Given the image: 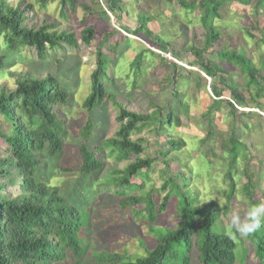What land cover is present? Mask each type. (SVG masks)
Instances as JSON below:
<instances>
[{
  "label": "trees",
  "instance_id": "obj_1",
  "mask_svg": "<svg viewBox=\"0 0 264 264\" xmlns=\"http://www.w3.org/2000/svg\"><path fill=\"white\" fill-rule=\"evenodd\" d=\"M55 2L63 21L72 20L78 11H82L83 21L88 22L80 37L85 46H90L96 35L91 21L93 18L106 19L107 11L121 26V18L129 11V14L137 13V27L134 30L124 27L126 32L143 35L158 52L171 50L172 46L151 29L155 16L140 8L143 0H129L127 5L125 0ZM230 2L249 4V0H177L180 9L185 12H198L204 44L201 48L193 45L188 49L204 76L210 80L217 79L209 86L213 100L203 114L208 136L212 134L211 115L221 105L227 106L229 113L238 120L248 118L256 121L251 112L237 109L245 107L246 97L227 85L229 71L213 62L209 58L212 54L215 53L221 63L239 69L247 82L246 93L253 94L251 105L260 108L257 101L264 97L261 67H256L244 49L232 48L224 43L223 34L214 24L215 19H220L223 4ZM263 2L256 0L254 7L258 9ZM45 3L46 0L40 1L43 6ZM102 5L104 8L106 6V10L101 8ZM32 13L33 6L23 0H0V80L6 79L7 83L13 81L14 85V88L6 83L0 86V118L9 125L5 132L0 129V139L7 147L5 155L0 156V264H193L194 259L195 264H246L247 261L264 264V227L250 236L242 237L231 228L230 220L227 224L222 221L231 211L230 202L235 189L233 177L238 162L242 160L244 145L233 132L222 147L223 155L228 158L224 178L230 182V189L224 194L227 207L223 209L216 200L202 203L187 176V173L196 174L198 167L214 168L209 155L200 154L197 158L199 166L194 165L189 157H184L186 142L169 133L181 124L182 115L189 114L186 95L176 87L188 84L195 77V87L201 88L206 78L160 58L159 62L167 69L165 81L171 90L167 89L166 92L170 93L172 104L168 101L158 105L157 101L148 97L152 109L150 113L128 110L117 101L120 90L118 81L126 89L136 90L138 82L148 76L143 69L150 50L137 48L130 65L121 64L119 56L127 37L116 29L111 28L103 34L94 52L95 63L88 90L80 91L84 92V96L79 93V100H83L85 122L78 127V131L83 140L77 147L79 167L73 170V179L66 180L67 194L61 193L58 186L44 179L48 169L42 163L50 165L51 160L60 159L64 152L69 132L62 111L73 103L72 86H63L57 77L50 74L39 78L30 73H14L7 63L21 50L32 52L39 61L45 62L49 53L66 47L78 49L79 44L74 33L67 30L58 32L57 23L48 24L44 20L36 27L30 25ZM179 29L181 34L186 33L185 25L181 24ZM262 41L258 43H264ZM173 57L178 61L181 59L179 55ZM59 60L57 65L61 72L62 60ZM183 71L185 75L179 82ZM163 90L159 88V91ZM146 92L150 93L143 90V93ZM227 92L233 102L222 99ZM108 104L117 109L118 130L114 137L106 139L103 128L107 124ZM251 125L255 126L254 123ZM145 126H151L152 134L163 143V151L160 152L164 159V169L161 171L163 182L159 188L152 185V166L156 161L143 157L148 148L147 142L143 138L133 140V135ZM177 154L179 160H174ZM131 156L135 159L125 169L110 168V179L102 184L95 183L106 162L113 160L115 164L123 163ZM171 160L180 163L182 169L167 179ZM69 171L62 170L63 173ZM134 179L141 181L139 188L144 191L140 195L128 194ZM87 180L95 184L84 192ZM102 187L109 192L101 196ZM14 188L16 190L12 192ZM250 189L249 178L247 185L243 186L244 194L252 195ZM108 206L114 209L113 212L105 210ZM118 211H121L122 217L114 214ZM166 211L173 215L175 226L158 227V216ZM92 216H95L97 224H102L101 227L90 224ZM111 220L124 223L129 228V235L136 234L140 225L147 226L154 245L148 246L147 243L143 246L144 255L134 258L126 251L118 253L108 244L103 245L99 242L103 223L109 224ZM118 232L122 239L128 237L126 229ZM89 236L92 239L88 242ZM90 245L97 246L90 251ZM238 250L241 260L237 259Z\"/></svg>",
  "mask_w": 264,
  "mask_h": 264
},
{
  "label": "rangeland",
  "instance_id": "obj_2",
  "mask_svg": "<svg viewBox=\"0 0 264 264\" xmlns=\"http://www.w3.org/2000/svg\"><path fill=\"white\" fill-rule=\"evenodd\" d=\"M26 4L33 6L32 20L30 25H40L46 20L48 24L54 22L58 24L56 29L58 32L67 30L69 33H74L78 38V49H72L71 47L62 48L60 50L49 53L45 62L39 61V59L29 51L21 50L17 54L13 55L9 63L8 68H12L14 73H30L31 75L39 78H45L47 75H53L57 77L63 86L67 88L72 86L70 92L72 93L73 103L69 108L63 109L62 113L66 116L68 137L65 139V148L63 155L60 159L51 160L50 165L42 163L48 169V174L44 176V179L52 183L54 186H58L61 193L67 194L66 180L73 179L75 173L73 170H77L79 162L77 161L78 153L77 147L81 144L82 140L79 135L78 127H81L85 120L83 114L82 102L79 100V93L81 90H88L90 75L94 68L95 63V49L101 41L104 33L116 29L122 36L127 37L124 41V47H122L121 55L119 56V62L123 65L129 66L132 58L136 53V49L150 50V54H146V63L143 72L147 77H143L139 82L136 90L126 89L124 84L118 81L120 86L119 94L117 95V101L124 105L130 111H136L141 113H150L152 111L148 97L151 100L157 101L158 105H163L164 102L170 101V93L166 90L168 88L165 81L167 76V69L165 65L160 63V58L168 59L182 69L193 71L194 73L205 77L200 68L194 63L193 55L190 53V46H196L201 48L204 44V32L200 26L199 19L197 17L198 12L187 13L177 4V0H143L140 8L144 12H148L153 17L151 29L160 35L166 42L170 44L171 50L166 53L158 52L154 50L148 40L143 35H131L124 30V27L134 30L137 27L136 15L137 13H130L121 18L120 24H116L115 18L110 13H107L106 19L93 18L91 21L95 26L96 35L90 46H85L81 43L80 37L84 26L88 23L84 20L82 11H78L76 15L70 21H63L60 17V9L57 7L55 0H46L45 5H41V0H23ZM256 0H249L248 5H242L235 2H230L227 5L223 4L219 15L220 19H215L214 24L217 26L218 31L224 36V43L229 44V47L236 49H244L246 55L254 62L256 67H261V74L264 75V43H258V41L264 42V2L262 5L255 8ZM129 0H125V4ZM103 10H106V6L102 5ZM131 11V10H130ZM136 11V9H134ZM185 25L187 28L185 34H181L179 26ZM255 37V39L253 38ZM179 55L181 59L178 61L173 56ZM213 62L220 64L224 70L229 74L228 86L235 88L243 93L246 97L247 104L245 107L237 109L239 111L251 112L254 114L256 121H250L248 118L238 120L236 117L229 113L227 106L221 105L219 110L213 112L212 118V134L207 135V123L203 119L205 114L211 105L213 100L211 90L209 86L217 79L210 80L206 78V83L202 82L201 88H196V79L193 77L188 84L178 85L176 88L181 93L186 95L185 101L189 105V114L181 116V124L175 127L170 134H173L176 138H182L187 145V149L184 157H189L192 163L198 165L197 158L200 154H208L211 162H213L214 168L207 169L198 167L197 173L189 175L190 184L198 194L202 203L209 200H216L219 204L226 209L227 200L225 199V192L230 189V182L224 178V173L228 166V158L223 155V145L228 141L230 135L234 132L236 139L244 145L241 152L242 160L238 162V168L236 175L233 177L235 189L234 195L231 200V211L226 218H222V221L227 224L230 220V215L234 211H240L243 214L250 206L264 201V97L257 101L261 107L257 108L251 105L252 95L246 93L247 82L245 77L239 71L238 68L231 67L228 63H221L218 57L212 54L209 57ZM61 59L60 67L57 65V60ZM60 61V60H59ZM65 73V74H64ZM185 72L179 76V82H182ZM8 84L11 88H14L13 81L7 83L6 79L0 80V86ZM65 87V88H66ZM150 89H149V88ZM159 88L164 89L159 91ZM76 90V91H74ZM143 90L150 91L143 93ZM253 91V89H252ZM88 92V91H86ZM84 92L82 96H84ZM223 100L233 99L230 97L229 92L225 93L222 97ZM79 100V102H78ZM76 101L78 103H76ZM169 104H172L170 101ZM107 108V124L103 128L106 139L114 137L118 130V123L116 121L117 109L113 108L112 104H108ZM253 108V109H251ZM254 123L255 126L251 125ZM0 129L5 132L9 129V125L0 118ZM166 137V136H164ZM143 138L147 142L148 148L143 154V157H149L156 162L152 166V185L155 188H159L163 182L161 178V171L164 169V159L160 152L163 151L162 141H158L156 136L152 134L150 127L141 128L140 132L133 135V140L137 141ZM159 142V145L157 144ZM193 147V149H191ZM6 145L0 139V156L5 155ZM178 154L173 157L174 160ZM135 157L131 156L127 162L115 164L113 160H109L105 163L104 169L99 173L95 183L102 184L107 182L109 177L108 169L117 167L120 170L125 169L129 162H133ZM171 160L170 174L166 176L167 179L172 178V174L177 170H181V164L177 161ZM249 163L247 164V162ZM70 170L68 173H63L62 170ZM49 170L51 172H49ZM251 179L252 195L248 196L243 192V186L247 185L248 179ZM132 187L128 190V194L140 195L144 190L139 188L141 181L134 179ZM85 184V190L89 191L93 186V182ZM150 182V181H149ZM136 186H135V185ZM16 189H12L14 192ZM109 190L106 187L100 188V194L106 195ZM113 192V189H111ZM107 212L114 209H110V206L105 209ZM114 214L121 216V211ZM122 217V216H121ZM229 217V219H228ZM102 218V217H101ZM95 216L91 217L92 226L101 227L102 224H97ZM115 219V218H113ZM112 219V220H113ZM111 222L108 224L102 222L104 228L101 231V238L99 242L108 244L110 248L118 253L128 252V255L134 258L135 256H143V246L148 243V246L154 245L152 235L148 233V227L140 225L136 234L129 235V228L124 223L117 220V223ZM123 222L125 220L123 219ZM134 223L136 222L133 221ZM132 223V222H131ZM133 225V224H132ZM158 227L171 228L175 226V220L173 215L169 211L163 212L158 216L156 222ZM125 226V227H124ZM94 229V228H91ZM126 229L127 238L122 239L121 233ZM95 238V236H94ZM97 238V237H96ZM91 236L88 237V242L91 241ZM150 240V242H149ZM89 245V244H88ZM97 245H90V251L95 249ZM90 254V252L88 253ZM242 256L237 252V259L241 260ZM195 259L193 264H195ZM246 264H252L251 261H247ZM254 264V262H253Z\"/></svg>",
  "mask_w": 264,
  "mask_h": 264
},
{
  "label": "clouds",
  "instance_id": "obj_3",
  "mask_svg": "<svg viewBox=\"0 0 264 264\" xmlns=\"http://www.w3.org/2000/svg\"><path fill=\"white\" fill-rule=\"evenodd\" d=\"M230 226L242 237H247L264 227V201L250 206L243 214L234 211L230 215Z\"/></svg>",
  "mask_w": 264,
  "mask_h": 264
}]
</instances>
